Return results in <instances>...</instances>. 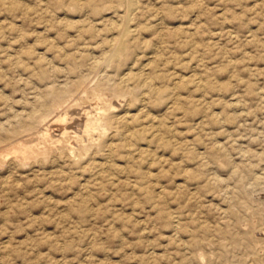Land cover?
Segmentation results:
<instances>
[{
  "label": "rangeland",
  "instance_id": "rangeland-1",
  "mask_svg": "<svg viewBox=\"0 0 264 264\" xmlns=\"http://www.w3.org/2000/svg\"><path fill=\"white\" fill-rule=\"evenodd\" d=\"M0 142V264H264V0H0Z\"/></svg>",
  "mask_w": 264,
  "mask_h": 264
},
{
  "label": "bare ground",
  "instance_id": "bare-ground-1",
  "mask_svg": "<svg viewBox=\"0 0 264 264\" xmlns=\"http://www.w3.org/2000/svg\"><path fill=\"white\" fill-rule=\"evenodd\" d=\"M130 2H131V1H130ZM130 2H129V3H130ZM131 4L133 5V3H131ZM135 6H136V5H135ZM133 7H134V6H133ZM134 8H136V7H134ZM126 9H127V8H126ZM114 22H115V21H114ZM122 22H123V21H122ZM114 24H115V23H114ZM116 24H117V23H116ZM122 24H123V23H122ZM123 26H124V25H123ZM123 26H122V27H123ZM115 27L117 28L118 26H115ZM119 28H121V27H119ZM119 28H118V29H119ZM125 29H126V28H125ZM124 31H125V30H124ZM116 32H119V31L116 29ZM120 33H121V32H120ZM120 33H118V34H120ZM121 35H122V33H121ZM117 36H118V35H117ZM117 36H116V37H117ZM123 36H124V35H123ZM123 36H122V37H123ZM113 37H114V36H113ZM119 38H120V37H119ZM116 39H117V38H116ZM117 40H118V39H117ZM117 40H116V41H117ZM122 41H123V40H122ZM115 44L117 45V43L114 42L113 45H115ZM122 44H123V43H122ZM126 44H127V43H126ZM110 45H112V43H111ZM110 45H109V46H110ZM116 45H115V46H116ZM120 47H121V46H120ZM112 48H113V46H112ZM112 48H111V49H112ZM114 49H115V48H114ZM114 49H113V51H114ZM120 49H121V48H120ZM116 50H117V49H116ZM113 51H112V53H113ZM107 54H110V53H107ZM108 56H109V55H108ZM108 56L106 55V57H108ZM17 67H18V66H17ZM18 68H19V67H18ZM38 76L40 77L39 74H38ZM37 78H38V77H37ZM42 79H43V78H42ZM42 79H41V80H42ZM91 82H92V81H91ZM73 101H75V100H73ZM76 102H77V101H76ZM80 103H81V102H80ZM77 104H78V103H76V105H77ZM108 105H109V104H108ZM84 106H85V105H84ZM112 107H113V106H112ZM80 108H81V107H80ZM77 109H78V108H77ZM77 109H76V110H77ZM81 109H82V108H81ZM73 110H74V109H73ZM79 110H80V109H79ZM79 110H77V111H79ZM88 110H89V109H88ZM49 111H51V108H50ZM83 111H84V110H83ZM68 112H69V111H68ZM68 112L63 113V115H58V117H54V118H55V121L61 123V125L59 126V127H60V130H59V131H60V132H59L60 134L57 133V135L59 134L58 136H60V137H62V136L64 137L66 134L70 133L71 129L73 130V128L76 127V126L74 127V125L70 122V121H71V118H70V115H68ZM79 112H80V111H79ZM81 112H82V111H81ZM86 112H87V111H86ZM72 113H74V112H71L70 114H72ZM56 114H57V113H56ZM83 114H84V112H83ZM80 115L82 116L81 113H80ZM97 115H98V114H97ZM33 116L36 117V115H33ZM82 117H83V116H82ZM82 117L78 118V121H77L78 126L81 127V128H80L81 130L79 131V133L81 132L82 135H80V136H82L83 138H86V139H91V135H92L91 132H92V130L94 129L93 123H91V122H89V121H88V122L85 121L86 119L83 120ZM87 117H88V116H87ZM87 117H86V118H87ZM99 117H100V116H99ZM32 118H33V117H32ZM83 118H84V117H83ZM102 118H103V116H102ZM106 118H107V117H106ZM107 119H108V118H107ZM33 120H34V122L36 121L35 119H33ZM49 120L51 121V119H48L46 122H49ZM96 120H97L98 122H100V121H101V118H94V121H93V122H95ZM111 120H112V119H111ZM106 121H107V120H106ZM108 121L111 122L110 120H108ZM36 122H37V121H36ZM36 122H35V124H36ZM109 122H108V124H109ZM30 123H31V122H30ZM32 123H33V121H32ZM47 124H48V123H47ZM33 125H34V123H33ZM33 125H32V126H33ZM58 125H59V124H58ZM112 125H113V124H112ZM28 126L30 127L31 125L29 124ZM45 126H46V125H45ZM47 126H48V125H47ZM51 126H52V125H51ZM107 126H108V125H107ZM110 126H111V125H110ZM34 127H35V126H33V128H34ZM48 127H49V126H48ZM53 127H54V126H53ZM79 127H78V128H79ZM112 127H113V126H112ZM114 127H116V126H114ZM45 128H46V127H45ZM99 128H100V127H99ZM107 128H108V127H107ZM109 128H110V127H109ZM109 128H108V129H109ZM27 129H28V128H27ZM27 129H26V130H27ZM36 129H37V128H36ZM116 129H117V128H116ZM32 130H33V129H32ZM77 130H78V129H77ZM77 130H76V131H77ZM37 131H38V129H37ZM57 131H58V130H57ZM76 131H75V132H76ZM72 132H73V131H72ZM94 132H95V131H94ZM29 133H30V132H29ZM73 133H74V132H73ZM77 133H78V132H77ZM116 133H117V131H116ZM124 133H125V132H124ZM127 133H128V132H127ZM47 134H48V133H47ZM93 134H94V133H93ZM57 135H55V136H57ZM75 135H77V134H75ZM96 135H97V134H96ZM99 135H100V134H99ZM119 135H120V134H119ZM122 135H123V134H122ZM78 136H79V135H78ZM93 136H95V135H93ZM127 136H129V135H127ZM42 137H43V136H42ZM60 137H57V138H60ZM95 137H96V136H95ZM97 137H98V135H97ZM45 138L51 140L52 143L54 142V141L52 140V137L49 136V135H46ZM57 138H56V139H57ZM69 138H70V137H69ZM80 138H81V137H80ZM93 138H94V137H93ZM46 139H45V140H46ZM53 139L55 140L54 137H53ZM123 139H124V138H123ZM57 140H59V139H57ZM84 140H85V139H84ZM84 140H83V141H84ZM95 140H96V139H95ZM117 140H118V138H117ZM121 140H122V139H121ZM71 141H72V140H71ZM71 141H70V142H71ZM32 142H33V141H32ZM61 142L63 143V139L61 140ZM64 142H66V141H64ZM58 143H59V142H58ZM58 143H57V144H58ZM0 144H1V142H0ZM34 144H35V143H34ZM34 144H30L29 141H27V140H26V141H23V140H22V141L17 142V143L15 144V146H24L25 148H28V147H29L30 151H33V150H34V148H33V147H34ZM38 144H39V143H38ZM2 145H3V144H2ZM41 145H42V144H41ZM52 145H53V144H52ZM58 145H59V144H58ZM73 145H74V144H73ZM76 145H77V144H76ZM76 145H74V146H76ZM108 145H109V144H108ZM60 146H61V144H60ZM60 146H59V147H60ZM113 146H114V145H113ZM3 147H4V146H3ZM51 147H52V146H51ZM61 147H62V146H61ZM63 147H64L65 149H68V150H69V149H72L71 146H69V144H63ZM76 147H78V146H76ZM116 147H117V146H116ZM1 148H2V147H1ZM1 148H0V149H1ZM36 148H37V147H36ZM44 148H45V147H44ZM48 148H50V147H48ZM3 149H4V148H3ZM51 149L53 150V148H51ZM55 149H56V147H55ZM59 149H61V150H59ZM59 149H57V150H59V151H61V152H62V151L64 152V150H62L63 148H59ZM74 149H75V148H74ZM52 150H50V151H52ZM57 150H56V151H57ZM85 150H86V149H85ZM1 151H2V150H1ZM1 151H0V152H1ZM28 151H29L28 149H24V154H26ZM76 151H77V150H76ZM80 151H81V150H80ZM2 152H3V151H2ZM61 152H60V154H61ZM67 152H68V151H67ZM67 152H66V153H67ZM71 152H72V150L70 151V154H71ZM84 152H85V151H83V153H84ZM107 152H108V151H107ZM17 153H18V152H17ZM52 153H53V152H52ZM73 153H74V152H73ZM108 153H109V152H108ZM75 154H76V153H75ZM85 154H86V153H85ZM1 155H2V154H1ZM66 155H68V154H66ZM66 155H65V156H66ZM72 155H73V154H72ZM72 155H69V156H72ZM77 157H78V156H77ZM4 158H5V157H4ZM74 158H75V156H74ZM78 158H79V157H78ZM20 159H21V158H20ZM67 159H68V156H67ZM69 159H70V157H69ZM76 159H77V158H75V162H76ZM78 160H79V159H78ZM15 161H17V160H15ZM69 161H70V160H69ZM71 161H72V159H71ZM75 162H74V160H73V163H75ZM77 162H78V161H77ZM79 163H80V162H78V164H79ZM82 167H83V166H82ZM83 170H84V169H83ZM140 190H141V189H140ZM148 190H149V189H148ZM148 192H149V191H148ZM148 192L146 193V195H148ZM149 193H151V190H150ZM139 194H140V193H139ZM153 194H154V193H153ZM160 194H161V193H160ZM150 195H151V194H150ZM150 195H148V196H150ZM157 195H159V194H157ZM152 196H153V195H152ZM153 197H154V196H153ZM159 197H162V196H158V198H159ZM154 200H156V198H154ZM152 201H153V199H152ZM153 203H154V202H153ZM138 204H139V203H138ZM161 210H163V209H161ZM161 210H160V211H161ZM163 211H164V210H163ZM166 213H168V212H166ZM171 215H172V213H171ZM174 215H175V214H174ZM175 217H176V216H175ZM169 218H170V217H169ZM169 218H168V219H169ZM171 218H174V216L171 217ZM177 218H178V217H177ZM174 219H175V218H174ZM174 219H173V220H174ZM176 220H177V219H176ZM178 220H179V219H178ZM169 221H170V219H169ZM171 222H172V221H171ZM173 223H174V222H173ZM174 224H175V223H174ZM174 226H175V225H174ZM175 227H176V226H175ZM177 227H178V226H177ZM179 228L181 229L180 226H179ZM179 228H178V229H179ZM174 229H175V228H174ZM182 229H183V228H182ZM192 230H193V229H192ZM190 236H191V235H190Z\"/></svg>",
  "mask_w": 264,
  "mask_h": 264
}]
</instances>
